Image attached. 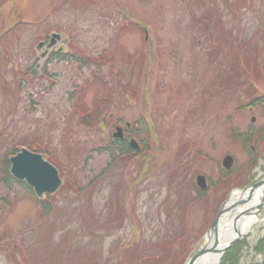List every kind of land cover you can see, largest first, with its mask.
I'll return each instance as SVG.
<instances>
[{
	"label": "rangeland",
	"instance_id": "obj_1",
	"mask_svg": "<svg viewBox=\"0 0 264 264\" xmlns=\"http://www.w3.org/2000/svg\"><path fill=\"white\" fill-rule=\"evenodd\" d=\"M126 122L140 147L109 150ZM21 148L55 191L6 166ZM262 186L264 0H0V264H187L215 238L216 264H264Z\"/></svg>",
	"mask_w": 264,
	"mask_h": 264
},
{
	"label": "water",
	"instance_id": "obj_2",
	"mask_svg": "<svg viewBox=\"0 0 264 264\" xmlns=\"http://www.w3.org/2000/svg\"><path fill=\"white\" fill-rule=\"evenodd\" d=\"M119 133H115L114 136H118ZM130 144L132 147L136 148L135 141L131 140ZM12 163L11 172L14 174L15 177L19 179H26L27 183L34 187L35 192L40 196L43 192H53L61 183V180L58 176V172L55 167H53L50 163L45 161L40 154L32 153L26 149H22L19 153L15 156L10 158ZM233 163V158L231 156H226L223 159V165L225 168H230V165ZM204 177L199 176L197 177V184L201 188H205V182L203 181ZM203 181V182H202ZM261 184V183H260ZM253 190V189H251ZM250 191V190H249ZM250 192L247 197H249ZM226 210V209H225ZM224 208L221 209L220 213L222 214L223 211L225 212ZM246 213L245 211L238 212L236 217ZM220 214V215H221ZM219 215V217H220ZM217 217L214 222L212 223V227L214 230V234H217ZM214 236V237H215ZM217 238L214 239V242L211 243V246H204L200 248V250L195 253L187 264H193V262L204 253L216 250ZM221 249V248H220ZM224 249V248H223ZM223 249H221L223 251Z\"/></svg>",
	"mask_w": 264,
	"mask_h": 264
},
{
	"label": "bare ground",
	"instance_id": "obj_3",
	"mask_svg": "<svg viewBox=\"0 0 264 264\" xmlns=\"http://www.w3.org/2000/svg\"><path fill=\"white\" fill-rule=\"evenodd\" d=\"M264 186L258 188L253 196L254 198L252 199V203L254 206H256L257 202L259 201V199H261V195H262V190H263ZM249 190H245L244 192L236 190L232 193V196L230 198V200L227 202L228 206H231L233 204H235V200H237L238 198H242V197H246V195L248 194ZM252 212H249L247 215L241 217V219L237 222L236 226V231H242L244 229H246L247 227H249L251 225V223L255 220V218L252 216ZM226 213L222 214V218L221 222L223 224L222 227V231L218 232L220 238H219V246L224 245L227 241H229L230 239H232L235 235V229H233V225L231 224V221L227 218ZM235 227V226H234ZM214 237V234L211 233L209 235L210 240H212V238ZM208 246L211 245L210 242H208L207 244ZM219 259V253H212L207 252L203 255H201L200 257H198L195 262L193 264H216L217 260Z\"/></svg>",
	"mask_w": 264,
	"mask_h": 264
},
{
	"label": "trees",
	"instance_id": "obj_4",
	"mask_svg": "<svg viewBox=\"0 0 264 264\" xmlns=\"http://www.w3.org/2000/svg\"><path fill=\"white\" fill-rule=\"evenodd\" d=\"M116 143H119L118 146H117V144H115L109 150L112 151L114 149V151H115L117 149V147H119V149L122 150L124 153L131 151V148L128 146V144L126 142H124V141H117ZM5 163H6V166H7L9 164L8 160H5ZM8 178H10V177L8 176Z\"/></svg>",
	"mask_w": 264,
	"mask_h": 264
}]
</instances>
